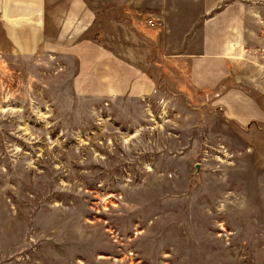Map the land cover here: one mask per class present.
I'll return each mask as SVG.
<instances>
[{"label": "rangeland", "instance_id": "rangeland-1", "mask_svg": "<svg viewBox=\"0 0 264 264\" xmlns=\"http://www.w3.org/2000/svg\"><path fill=\"white\" fill-rule=\"evenodd\" d=\"M88 1L97 41L157 92L77 97L73 63L0 57V264H264V126L227 122L179 56L200 0ZM240 1L220 90L264 111V0Z\"/></svg>", "mask_w": 264, "mask_h": 264}, {"label": "crops", "instance_id": "crops-1", "mask_svg": "<svg viewBox=\"0 0 264 264\" xmlns=\"http://www.w3.org/2000/svg\"><path fill=\"white\" fill-rule=\"evenodd\" d=\"M110 4L103 1L101 6ZM118 4L126 7V0ZM96 8L88 0H0V57L47 56L73 63L71 88L77 97L142 99L155 95V79L97 41ZM200 9V25L193 24L181 36L185 44L179 56L189 85L199 93H217L214 105L235 128L264 126V111L244 90H220L245 43L244 4L240 0H200Z\"/></svg>", "mask_w": 264, "mask_h": 264}, {"label": "built area", "instance_id": "built-area-1", "mask_svg": "<svg viewBox=\"0 0 264 264\" xmlns=\"http://www.w3.org/2000/svg\"><path fill=\"white\" fill-rule=\"evenodd\" d=\"M149 24H150L151 26H153V22H152V21H149Z\"/></svg>", "mask_w": 264, "mask_h": 264}]
</instances>
